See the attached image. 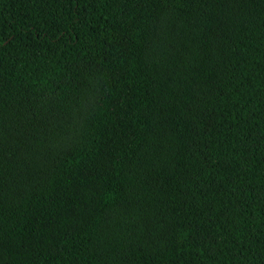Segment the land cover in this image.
Returning <instances> with one entry per match:
<instances>
[{
	"label": "trees",
	"instance_id": "1",
	"mask_svg": "<svg viewBox=\"0 0 264 264\" xmlns=\"http://www.w3.org/2000/svg\"><path fill=\"white\" fill-rule=\"evenodd\" d=\"M0 264H264V0H0Z\"/></svg>",
	"mask_w": 264,
	"mask_h": 264
}]
</instances>
